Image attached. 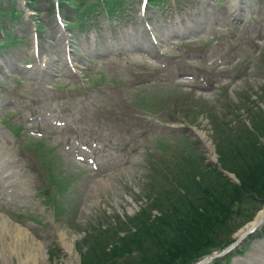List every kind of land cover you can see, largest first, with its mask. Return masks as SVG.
I'll return each instance as SVG.
<instances>
[{
    "label": "rangeland",
    "instance_id": "obj_1",
    "mask_svg": "<svg viewBox=\"0 0 264 264\" xmlns=\"http://www.w3.org/2000/svg\"><path fill=\"white\" fill-rule=\"evenodd\" d=\"M148 1L143 11V0L59 1L63 21L89 29L67 31L81 74L91 64L75 84L54 0H0V45L15 43L2 54L37 63L21 53L33 47L29 13L42 55L59 66L40 69L53 88L43 91L26 73L6 77L21 78L14 89L0 76V123L15 137L0 136L14 169L0 174V212L43 243L44 264H196L230 247L264 207L243 189L264 168L239 166L245 148L264 147V0ZM173 29L193 33L166 39ZM152 37L160 63L141 51ZM70 140L88 143L97 169L64 150ZM225 255L207 264H264V223Z\"/></svg>",
    "mask_w": 264,
    "mask_h": 264
},
{
    "label": "bare ground",
    "instance_id": "obj_2",
    "mask_svg": "<svg viewBox=\"0 0 264 264\" xmlns=\"http://www.w3.org/2000/svg\"><path fill=\"white\" fill-rule=\"evenodd\" d=\"M178 31V30H177ZM176 30H172L171 33L165 32L164 37H172V36H182L183 33H193V31L189 30L188 32L181 31V29L177 32ZM142 46V43L140 44ZM145 47H148L145 45ZM161 45L157 46L160 49ZM143 50V49H142ZM40 53H38L39 55ZM47 62L49 66H52V62L50 58H40L39 59V66L46 67ZM72 67L77 71L78 67L76 68L75 65ZM0 135H4L7 137H11L9 133L5 132L0 127ZM202 136V134H199ZM12 160H10L9 156H3L0 154V174L3 175L8 172H12L14 169L8 168L7 165H10ZM16 170L18 166H16V161L14 163ZM15 177V175L13 176ZM18 178L25 179V175L19 173ZM264 209L261 208V211L252 219L251 223H248L246 226L240 229L237 236H241L243 232H251V230L259 228L261 226L260 220L263 219ZM59 238L61 244L64 246L65 250L70 252V244L68 241H65V233L61 232L59 234ZM43 243L38 241L27 228L19 225L11 218H9L4 213L0 212V264H12V257L16 258L18 264H28V263H35L37 264H44V257L45 253L43 252ZM237 247V246H235ZM214 259V257H210L209 261ZM254 259V260H253ZM240 260V259H239ZM209 261L201 262L200 264H206ZM250 261L248 264H257L258 258H254V256L248 259ZM246 261V263L248 262ZM241 262V261H240ZM243 263V262H242ZM241 263V264H242Z\"/></svg>",
    "mask_w": 264,
    "mask_h": 264
},
{
    "label": "trees",
    "instance_id": "obj_3",
    "mask_svg": "<svg viewBox=\"0 0 264 264\" xmlns=\"http://www.w3.org/2000/svg\"><path fill=\"white\" fill-rule=\"evenodd\" d=\"M260 150L258 152H254L253 149L248 146L247 148H245V151H241L240 149H232V151L235 150V154H232L233 157H237V154L239 156L241 152L245 153L244 154V158H243V162L241 164H239V166L241 168L244 169V171L249 175V173L253 172V167L258 168L259 166L264 168V159L262 161H260L259 157L262 155V153L264 152V147L263 145L260 146ZM233 153V152H232ZM242 157V156H241ZM263 157V156H261ZM264 158V157H263ZM259 159V160H258ZM262 159V158H261ZM259 164V166H258ZM257 178H259V180L257 182H253V183H246L244 185V191L246 192H250L254 191V192H259L258 194L261 196H264V172L260 173V175H256ZM142 240V239H141ZM128 252V251H126Z\"/></svg>",
    "mask_w": 264,
    "mask_h": 264
},
{
    "label": "water",
    "instance_id": "obj_4",
    "mask_svg": "<svg viewBox=\"0 0 264 264\" xmlns=\"http://www.w3.org/2000/svg\"><path fill=\"white\" fill-rule=\"evenodd\" d=\"M224 174H226V173L224 172ZM260 222H261V221H260ZM245 235H250L249 231H248V232H245V233L242 235V237H244ZM226 250H227V249H226ZM226 250L224 249V250L220 251L219 254H215V253H214L213 255H211V256H209V257H206V258H204L203 260L199 261L197 264H200L202 261H203V262L209 261L210 257L220 256V255L223 254Z\"/></svg>",
    "mask_w": 264,
    "mask_h": 264
}]
</instances>
